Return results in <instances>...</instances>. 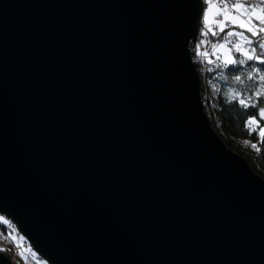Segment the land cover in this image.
Wrapping results in <instances>:
<instances>
[{"label": "water", "instance_id": "1", "mask_svg": "<svg viewBox=\"0 0 264 264\" xmlns=\"http://www.w3.org/2000/svg\"><path fill=\"white\" fill-rule=\"evenodd\" d=\"M202 9L0 0V213L50 264H264V178L191 61Z\"/></svg>", "mask_w": 264, "mask_h": 264}, {"label": "rangeland", "instance_id": "2", "mask_svg": "<svg viewBox=\"0 0 264 264\" xmlns=\"http://www.w3.org/2000/svg\"><path fill=\"white\" fill-rule=\"evenodd\" d=\"M222 2L227 3L229 5L228 11L230 15L239 16L240 19H246V17L242 14L243 10H238L232 8V4L236 3H243L245 4V8L248 5H255L260 4V8H256L255 11L259 13L261 8H264V3L262 0H210V3L214 5L211 12L208 13V27H205V12L207 11L208 5L205 0H202L203 9H202V16H201V24L200 28L198 29V34L196 39L194 40V45H189V50L194 51L191 56V61L195 64L196 69L198 71L199 79H200V95L203 104V109L205 114L207 115L211 127L215 130L214 124H216V111L214 105L212 103V99L214 97V90L216 91L219 88L218 83L216 82L214 77V70L216 69V64L220 61H223V57L226 55V49H216L215 54H213V43L221 41L224 37V34L229 31L235 29L236 31H243L245 35L250 36V33L247 32L246 29L239 28L238 25H233L230 21L227 22L228 26L225 28V33H219L217 36H212L211 32L208 35H204L205 32L208 31V28H211L214 31H219V27L216 23L218 20L223 19L222 15ZM252 24L259 27V21L255 18L252 19ZM201 36H205L206 43H202L199 41H203ZM233 42L237 40V37L230 38ZM209 43L211 46L206 50V45ZM197 44L200 47H197ZM231 45L226 46L230 47ZM205 48V51L202 52ZM197 53V54H196ZM205 54H209V61H212V64L206 65L205 61ZM233 58L240 56L239 53H235L234 51L231 53ZM220 57L221 59H218ZM198 59V60H197ZM197 61V62H196ZM219 68V67H217ZM220 69V68H219ZM202 72V74H201ZM204 74V75H203ZM207 80V81H206ZM216 131V130H215ZM217 132V131H216ZM218 133V132H217ZM221 137V136H220ZM242 144L246 147H249L251 142L248 138L241 139ZM243 156V155H242ZM244 157V156H243ZM250 164V163H249ZM251 166V165H250ZM6 221V223H5ZM4 228L7 230L5 233L2 232ZM0 252L5 253L8 255L10 260L13 264H33L31 260L34 261V264H50L46 259L40 256L33 248L32 244L26 239V237L18 230L16 224L5 214L0 213Z\"/></svg>", "mask_w": 264, "mask_h": 264}, {"label": "trees", "instance_id": "3", "mask_svg": "<svg viewBox=\"0 0 264 264\" xmlns=\"http://www.w3.org/2000/svg\"><path fill=\"white\" fill-rule=\"evenodd\" d=\"M209 36V35H208ZM213 36V35H212ZM209 36V37H212ZM253 69H259V74L264 75V65L256 61H248L244 65L234 64L227 68L214 70L213 79L218 83L217 95L215 94L212 103L216 111L217 123L215 130L224 140L226 145L233 151L243 155L250 163L252 169L264 178V139L259 136V127H264V121L259 125H248L250 116L257 113V109L245 108L239 104L238 99L232 98L234 91H241L245 98L254 94L256 90H262L259 75L253 73L254 79L249 80L247 74ZM236 75L242 76L243 83L234 80ZM256 98L253 96V102ZM259 106L264 107V97L260 98ZM256 129V131H253ZM248 138L251 142L249 147L242 144L241 139ZM255 144L256 147H252ZM4 228L2 232H6Z\"/></svg>", "mask_w": 264, "mask_h": 264}, {"label": "snow or ice", "instance_id": "4", "mask_svg": "<svg viewBox=\"0 0 264 264\" xmlns=\"http://www.w3.org/2000/svg\"><path fill=\"white\" fill-rule=\"evenodd\" d=\"M208 5L207 11L205 12V27H208V13L211 12L214 5L210 3V0H205ZM264 3V0H262ZM232 8L243 10L242 14L246 17V19H240L239 16H233L229 14L228 8L229 5L227 3L222 2V15L223 19L216 21L219 31H214L211 28H208V31L204 33V35H208L209 32L213 36L219 35V33H225V28H227V22L230 21L233 25H238L241 29H246L250 36L245 35L243 31H236L235 29L229 30L224 34V37L221 41L213 43V54H215L216 49H226V55L223 57V67L227 68L229 65L239 64L244 65L248 61H256L260 65H264V8H261V11L257 13L255 11L256 8H260V4L248 5L245 8V4L236 3L231 5ZM255 18L259 21V27L252 24V19ZM237 37V40L233 42L230 38ZM207 41H202V43H206ZM231 45L230 47H227ZM239 53V58H233L231 55L232 52ZM218 59H221L218 57ZM211 63V61H210ZM259 75V79L261 82H264V75L259 74V69H253V71L247 74V78L249 80L254 79L253 73ZM234 80L243 83L242 76L236 75ZM261 88L264 89V84L261 85ZM253 96L256 98V101L253 102ZM264 97V91L256 90L254 94L249 95L245 98L244 94L241 91H234L232 93L233 99H238L239 104L245 108H254L257 109V113L253 116H250L247 120L248 125H259L262 121H264V107L259 106L260 98ZM259 136L261 139H264V127H259ZM256 131V129H253ZM252 147H256L255 144ZM6 223V221H5Z\"/></svg>", "mask_w": 264, "mask_h": 264}, {"label": "built area", "instance_id": "5", "mask_svg": "<svg viewBox=\"0 0 264 264\" xmlns=\"http://www.w3.org/2000/svg\"><path fill=\"white\" fill-rule=\"evenodd\" d=\"M202 38V40L204 39L205 40V36H201ZM203 40V41H204ZM200 42H202V41H199V43ZM194 46H196V45H194ZM210 44L209 43H207V45H206V50L208 51V49L210 48ZM197 47H200V45L199 44H197ZM205 48L203 49V50H201L202 52H204L205 51ZM197 54V53H196ZM208 56H210L209 54H205V61L204 62H206V65L208 66V64H212L213 62L211 61V63H210V59H209V57ZM240 56H238V57H236V58H239ZM198 60V59H197ZM197 62V61H196ZM217 66H216V69H217V67H219V68H222V69H224L225 67H223V61H220L219 60V63L218 64H216ZM201 74H202V72H201ZM204 75V74H203ZM207 81V80H206ZM214 92V95L216 94V91L214 90L213 91ZM31 262L34 264V261L33 260H31Z\"/></svg>", "mask_w": 264, "mask_h": 264}]
</instances>
